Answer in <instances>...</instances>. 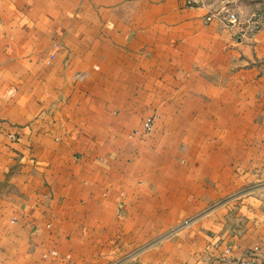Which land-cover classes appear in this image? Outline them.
Returning a JSON list of instances; mask_svg holds the SVG:
<instances>
[{
  "label": "crops",
  "instance_id": "crops-1",
  "mask_svg": "<svg viewBox=\"0 0 264 264\" xmlns=\"http://www.w3.org/2000/svg\"><path fill=\"white\" fill-rule=\"evenodd\" d=\"M203 10L0 0V264L264 253V28Z\"/></svg>",
  "mask_w": 264,
  "mask_h": 264
},
{
  "label": "rangeland",
  "instance_id": "rangeland-1",
  "mask_svg": "<svg viewBox=\"0 0 264 264\" xmlns=\"http://www.w3.org/2000/svg\"><path fill=\"white\" fill-rule=\"evenodd\" d=\"M186 6L204 8V18L210 22L214 19L225 22L227 25L236 26L239 28L238 35L241 38L246 34V29L249 32H255L264 28V0H183ZM235 13L237 20L232 22L230 15ZM157 119L159 115L153 112ZM153 115V116H155ZM154 130V128H153ZM152 131H147L143 125V132L148 134ZM189 220L182 224L187 225ZM178 229V228H177ZM252 250V249H251Z\"/></svg>",
  "mask_w": 264,
  "mask_h": 264
},
{
  "label": "built area",
  "instance_id": "built-area-1",
  "mask_svg": "<svg viewBox=\"0 0 264 264\" xmlns=\"http://www.w3.org/2000/svg\"><path fill=\"white\" fill-rule=\"evenodd\" d=\"M230 20L235 22L237 20L236 14L230 15ZM155 116H149L144 121V127L147 131H152L154 128ZM235 264H264V253L259 246L249 250L242 257L238 258Z\"/></svg>",
  "mask_w": 264,
  "mask_h": 264
}]
</instances>
